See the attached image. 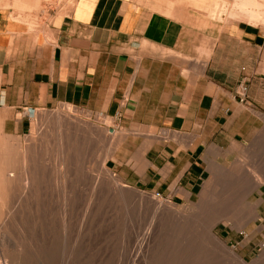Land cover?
Segmentation results:
<instances>
[{
  "label": "crops",
  "instance_id": "obj_1",
  "mask_svg": "<svg viewBox=\"0 0 264 264\" xmlns=\"http://www.w3.org/2000/svg\"><path fill=\"white\" fill-rule=\"evenodd\" d=\"M178 1L0 0V133L21 137L59 104L111 118L120 181L182 202L218 169L264 172V24L236 0L226 23Z\"/></svg>",
  "mask_w": 264,
  "mask_h": 264
},
{
  "label": "rangeland",
  "instance_id": "obj_2",
  "mask_svg": "<svg viewBox=\"0 0 264 264\" xmlns=\"http://www.w3.org/2000/svg\"><path fill=\"white\" fill-rule=\"evenodd\" d=\"M215 2L178 4L213 22L239 20L234 0ZM124 134L67 104L35 111L21 137L0 133V264H264V186L252 177L264 172L231 165L190 202L157 197L110 169Z\"/></svg>",
  "mask_w": 264,
  "mask_h": 264
},
{
  "label": "bare ground",
  "instance_id": "obj_3",
  "mask_svg": "<svg viewBox=\"0 0 264 264\" xmlns=\"http://www.w3.org/2000/svg\"><path fill=\"white\" fill-rule=\"evenodd\" d=\"M234 5V7L235 8H240V10L243 12V11H245V13H243L244 15H243V17H244V21H246V22H248L249 24H251V25H258V24H262V22L264 23V1H262V0H253V1H251L250 2V5L249 6H251L252 8H251V11L250 12H247L246 13V10H243L242 9V7H245V6H247V1H245V0H236L235 1V3L233 4ZM254 12H257V14H254ZM221 14L222 15H225V10H223L222 12H221ZM221 15V16H222ZM230 17H233L231 14H230ZM242 17V18H243ZM220 19V18H219ZM67 117V116H66ZM70 118V117H69ZM68 118V119H69ZM62 119H65V117L64 118H62ZM61 119V121H63L64 122V120H62ZM69 120H71V119H69ZM74 120H76L75 118H74ZM57 121V120H56ZM80 121H83V120H80ZM71 122H73V121H71ZM78 122H79V119H78ZM59 123V122H58ZM75 123H77V122H75ZM85 123L86 124H88V122H84V125H85ZM80 124H81V122H80ZM82 126H83V124H82ZM88 127V126H87ZM92 127V126H91ZM95 128V127H94ZM96 129V128H95ZM86 131V130H85ZM107 158V157H106ZM103 165H104V163H103ZM102 167V166H101ZM100 167V168H101ZM104 167V166H103ZM102 169V168H101ZM103 170V169H102ZM253 177V181H254V185L255 186H259L260 184H261V180H259V177H254V176H252ZM258 178V179H257ZM26 179V178H25ZM156 200V199H155ZM154 200V201H155ZM157 201H155L154 203H156ZM153 204V203H152ZM157 204H158V207H159V205H161L160 203H159V201L157 202ZM157 206V205H156ZM162 206H163V204H162ZM164 208V207H163ZM178 216V215H177ZM81 225V224H80Z\"/></svg>",
  "mask_w": 264,
  "mask_h": 264
},
{
  "label": "built area",
  "instance_id": "obj_4",
  "mask_svg": "<svg viewBox=\"0 0 264 264\" xmlns=\"http://www.w3.org/2000/svg\"><path fill=\"white\" fill-rule=\"evenodd\" d=\"M244 95H245V87L243 85H239L238 91H237V96L239 97V100L242 102L244 100ZM157 197H159V194H156Z\"/></svg>",
  "mask_w": 264,
  "mask_h": 264
}]
</instances>
